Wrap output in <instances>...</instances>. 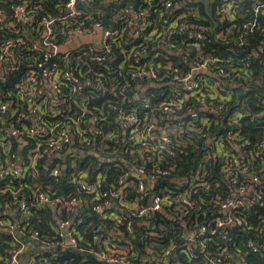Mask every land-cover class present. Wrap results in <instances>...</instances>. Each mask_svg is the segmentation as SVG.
<instances>
[{
  "label": "built area",
  "instance_id": "obj_1",
  "mask_svg": "<svg viewBox=\"0 0 264 264\" xmlns=\"http://www.w3.org/2000/svg\"><path fill=\"white\" fill-rule=\"evenodd\" d=\"M237 1L241 0H219L217 10H215L216 14L233 21L234 14L242 6V3ZM78 2L88 3L89 0H68L66 15L62 18L44 17L40 22L43 25H18L19 22L34 20L33 13L27 7V3L16 5L13 15L10 16L5 10L0 9V24H2L0 26L6 30H14L13 32L17 35L9 36L0 42V78L5 82L4 91L0 88V129H4V124L7 122L4 115L10 109V102L15 100L26 101L28 114H36L37 125L21 124L18 118V125L17 127L13 126V130L26 139L39 136L47 137L44 150L41 152L39 148H36L35 155L31 159V167H34L38 157L43 155L54 157L62 153L65 148L80 151H74L70 155L73 157L72 162H74L75 157L82 154L84 150L90 149L103 132L101 130L103 118L100 113H95L85 105L81 107L83 114L77 118L74 127H67L65 122L61 121L50 122L49 118L59 115L62 111L52 108L43 112L40 108H45V106L47 108V104H41L42 107H40L34 95L40 84V79L38 76H31L30 71L34 72L36 70L44 72L49 70L52 90L64 100L78 92L76 84L73 83L69 89H66L65 84L62 82L78 80L79 78L75 75L76 72L80 73L82 81L96 85L103 94L108 91L104 80L98 75L92 76L90 69H81L79 64L69 66L67 63H61V60L52 62L54 58L61 59L60 46L71 35L87 34L97 36L104 28L103 23L100 21L95 22L91 27H85L82 23L75 26L54 25L58 18L61 20L71 17H88V12L77 8ZM166 6L169 8L172 3L167 2ZM263 8L264 1L262 0H255L252 4V9L256 14ZM149 13L148 9L141 12L145 19L148 18ZM200 14L199 6L188 7L182 16L177 17L178 21L174 20V24L165 33L170 34L176 27L178 32L186 31L189 39L199 43V41L206 38L204 30L189 29L185 25L184 19L191 16L193 20L199 21ZM119 20L121 22L120 27L117 26L115 29L107 30L104 33L102 48L105 55L97 54L95 57L97 61L104 62L107 59V54L113 51L116 40L123 37L126 28L132 25V19L126 13ZM232 25L231 27L228 26L227 31L231 30ZM256 25V20H253L245 23L243 27L249 31H254ZM60 30L64 35L61 39L58 38ZM218 37L225 39V30L219 33ZM166 43L167 50L165 49V53L161 56L165 64L162 66L161 64L157 65L155 60L158 57L152 58L150 61H135L137 67L130 73V79L127 81L128 89L125 93H121L123 101H125L130 92L131 81L144 79L145 77H150L156 82L174 81L178 83V86H172L175 88L176 94L170 99L162 101L156 107L151 106L150 94H145L142 106L152 112L158 109L161 116L152 114L142 118L137 113L139 107L128 111L126 108L117 105V102L112 104V109L117 114V122L127 126V141L131 144L129 151L130 153L137 152L139 160L134 161L131 166L127 164L129 167L123 169L117 185L109 189H104V178L102 176L91 180L87 174L80 172L74 175L72 180L84 192L91 195L93 201H97L93 206L95 211L104 214L105 210L115 209L110 218L117 221L118 226L126 224L129 232L133 230L135 222L148 224L158 211H164L169 206H176L175 208L180 206L195 207L200 202L208 203L212 210L221 211L224 216L214 215L210 222L200 224L197 232L186 231L187 235L184 238L185 241L182 247H187L189 258L196 257L192 244H196L199 235L206 233L209 230L208 226L212 225L211 234H218L221 246H218V251L209 260V264H256L248 260L247 254L259 253L264 248V218L259 220L257 224H253L248 221L244 211L264 202V113L259 116L263 122V137L260 141L253 142L250 138L244 136L239 129L232 128L224 134L213 133L212 137L208 138L207 145L213 150L216 166L208 167L205 165L206 162H209L206 158L203 162L204 165L202 164V167H199L197 171L190 172L182 177H173L172 182L177 183L174 187H168L164 181H160L171 175L172 168H163L158 163L162 160L163 153L174 155L173 146L176 136L187 132H198L207 138L209 134L206 130H211L214 123H219L220 111L225 109L229 102L231 103L234 96L233 89L240 87L243 91V88H248L247 82L252 75L235 67L228 70L226 66L231 65L232 58L224 60L201 56L202 51L200 48L198 58L191 63L190 70L183 73L178 68H172L174 67L172 53L179 54L185 52V50L179 48L177 51H173L170 49L171 44ZM240 43H242V37ZM262 47L264 48V44ZM94 48L91 47L89 51L91 53L98 51L96 46ZM49 63H51L50 67ZM241 64L248 66L249 62L243 58ZM161 67L168 74L161 76ZM14 74L25 76L23 83L19 82L20 77L11 79L10 76ZM166 77L170 80H165ZM23 87L28 89L29 92L25 93ZM74 103L79 105L78 101ZM188 107L189 114H187ZM69 111H72V108ZM15 113L20 115V112L17 111L12 114ZM240 117L241 114H236L234 117H229L227 122L229 125L237 124ZM117 137L118 134L115 132L108 134L110 139ZM0 146L4 147L6 152L11 150L6 149L4 142L3 144L0 142ZM10 155H12V159L15 157L13 154ZM24 170L22 165L18 167V164L12 160L11 163H8L6 169L0 167V179L7 173L19 177ZM51 173L58 176L60 170L55 168ZM216 174L217 176H215ZM131 185L135 186V190L134 196L129 198ZM223 185L224 191L227 193L224 198L219 193L208 199L198 198L199 195L195 197L199 193L200 187L209 190L212 187L220 189ZM38 201L50 205L61 202L62 206H59V209L68 210H72L73 205L79 203L77 197L63 200L62 198H51L45 192L38 194ZM116 205L123 208L124 212L119 211ZM27 207L26 201H20L18 208L20 213L26 211ZM0 225L10 229L12 235L19 236L16 233L19 230L12 222L0 219ZM59 226L56 239L40 240L37 231L32 233L30 240L36 241L37 251L40 250V247L65 249L66 246L77 243L78 238L71 218L64 219ZM234 228L248 233L243 248L232 246L229 232ZM121 235L122 231H117L115 236L117 238ZM16 242L15 245L22 241L16 239ZM20 244L12 249L6 264H34L35 258L31 262H23L22 253L26 248V244ZM175 247L176 244L161 249L147 247L145 255L142 256L136 251L134 241L128 237L124 239L123 243L106 240L102 249L95 253L102 264H144L145 260L155 261L159 264H180L179 261L172 263L170 260V255ZM205 247L206 245L202 243V252H205Z\"/></svg>",
  "mask_w": 264,
  "mask_h": 264
},
{
  "label": "trees",
  "instance_id": "obj_2",
  "mask_svg": "<svg viewBox=\"0 0 264 264\" xmlns=\"http://www.w3.org/2000/svg\"><path fill=\"white\" fill-rule=\"evenodd\" d=\"M122 0H89L90 5H85L82 2L77 3V7L88 9V17H71L66 19H59L66 15V4L68 0H0V9L5 10L10 16L14 13V7L19 4L27 3V7L31 10L34 20L29 23L19 22L18 25H38L44 17L57 18L54 25H77L82 23L85 27H91L95 22H103L102 12L94 10L91 7L99 4H116ZM183 0H127L126 8L135 13H140L145 9L149 10V15L146 20V25L140 32V37L127 39L129 36L125 31L124 36L120 37L114 43V49L111 58L107 57L104 62H99L95 59L98 51L91 53L89 48L85 46L82 49L74 50L70 54L72 64L68 62L69 66L80 65L81 69L91 70L92 76L98 75L101 77L106 85L107 93L103 94L100 89H96L93 85H85L79 93H74L69 99L73 102L78 101L79 105L73 103L72 111L68 108L61 109L59 115L49 118L50 122H65L67 127H74L80 115L83 114V105L93 110L95 113H100L103 121L101 123L102 134L97 138L95 144L88 150H84L82 154L76 156V160L72 162V156L67 159L54 156L52 159L47 155L38 157L34 167H31V159L35 155L36 148L43 151L46 146L47 137L39 136L37 138H27L25 148L18 153L16 148L15 137L8 128L11 126L17 127L18 118L21 124H25L23 117L12 114L11 109L4 115L7 122L4 124V129L0 131L6 136V139L12 142L13 147L10 152H6L4 147L0 146V157L4 163V169L8 167V163L13 160L20 163L24 167V172L21 176H16L12 173H7L0 179V219L12 222L19 230V236L12 235L9 232H0V263L6 264L11 251L20 243L29 244L31 235L37 231L40 240L42 239H56L58 236V228L60 222L64 219L71 218L73 220V227L77 235V243L75 245H68L65 249H48L40 247V250L35 252L34 264H102L97 257V251L103 247L104 241L124 242L128 238L135 243L136 251L142 256L145 255L147 247L161 249L163 247H171L176 244L172 250L170 260L172 263L179 261L180 264H209V260L216 255L218 246H221V240L218 234L212 235V225L208 226L209 230L206 233H201L196 239V244H192V249L196 253V257L189 258L187 247H182L184 238L187 235V230L197 232L200 224H206L217 215L224 216V213L212 210L208 203H198L195 207L176 206L167 208L164 211H158L148 224L142 222H135L133 230L128 231L126 224L118 226V222L110 218L115 209L105 210L101 214L93 209L97 201L92 200V196L84 192L79 185L73 182L74 175L81 173L87 174L91 180L98 176L104 178L103 187L109 189L117 185L119 177L122 175L123 169L131 166L134 161L139 160L137 152L130 153L131 144L123 136V128L117 122V114L112 109L113 103L132 111L135 107H139L137 113L140 117L146 118L152 114L161 116L158 109L153 112L145 109L142 106V98L133 101H128L127 98L123 101L121 93H125L128 89L127 81L130 79L137 64L133 58L128 59L127 51L133 46L147 42L148 35L155 33V39L160 38L162 34L171 44L170 49L177 51L183 48V53H172V60L174 68H178L181 72L190 70V65L198 58L199 48L202 51L201 56L218 59L232 58L231 65L226 66L228 70L233 67L242 70L243 72L252 75L247 82L248 88L264 89V8L258 14L252 9V4L255 0H241V9L234 14V20L229 21L223 16L216 14L214 10L215 1L208 0L210 15L207 14L205 0H192L190 3L184 4L181 8H177L176 4H180ZM264 1V0H262ZM167 2L172 3V6L167 8ZM185 5H197L200 7V20L196 25L203 31L206 38L199 43L187 37V32H178L175 27L173 31L168 34L165 33L168 28L174 24V20L184 14V10L188 7ZM184 7V9H183ZM121 13V12H120ZM213 19H216L219 26L214 34L210 33V29L214 27ZM66 20V21H64ZM256 20L257 25L254 31L245 29L243 25L247 22ZM233 24V25H232ZM2 25V24H0ZM119 22L118 27H120ZM232 28L227 31L229 27ZM229 26V27H228ZM225 30L226 37L221 39L218 37L219 33ZM14 30L2 29L0 26V42L9 36H17ZM60 30L58 38L63 37ZM242 37V43L241 42ZM147 44V43H146ZM199 44V45H198ZM166 50H164L165 53ZM24 52V51H23ZM245 58L249 62L248 66L241 64V60ZM150 61V58L144 59ZM156 64L164 65L165 62L162 57H158ZM61 59V63H63ZM63 66V65H62ZM168 72L161 67L160 75L163 76ZM78 80L72 82L62 81L66 89H69L71 84L85 83L82 81L80 73H75ZM7 76L5 77L6 80ZM214 80L211 77H208ZM91 80V78H90ZM165 80H170L168 77ZM132 80L134 84L136 81L143 86L147 85L149 81L144 79ZM162 82V81H160ZM5 82L0 78V88L4 91ZM172 86L150 87L147 93L151 96V106H158L162 101L170 99L175 92ZM234 96L231 103L220 111L219 123H214L211 130H206L209 136L206 138L198 132L183 133L175 137L173 146L174 155L163 153L162 160L158 161L163 168H172L171 175L164 180L168 187H174L172 182L173 177H182L190 172H195L208 159L205 165L208 167H215V160L213 150L207 145L208 138L212 134H224L229 129H239L241 133L250 138L253 142H258L263 137L262 118L259 116L264 112V95L254 91L245 96H242L237 104L238 93L242 91L240 87L234 88ZM129 97L131 92L128 93ZM87 98V100H85ZM87 101V104H86ZM193 103V102H188ZM186 109V108H185ZM22 112V108L19 109ZM186 112V111H185ZM208 113V112H204ZM236 114H241L237 124H228L227 119L234 117ZM84 120V119H83ZM175 121V120H174ZM115 132L118 134L117 138L110 139L108 134ZM1 140V139H0ZM68 148H65L62 153H66ZM15 157L12 159V155ZM209 157V158H208ZM20 159V160H19ZM211 163V165H210ZM129 164V166H127ZM204 165V164H203ZM59 168L60 174L53 175V169ZM128 197L134 196L135 186H130ZM40 192L47 193L51 198H62L63 200L77 197L79 203L73 205L72 210L59 209L62 206L61 202L55 205L44 204L38 201V194ZM216 193L221 194L224 198L227 193L224 191V185L220 189L214 187L205 190L200 187L199 193L195 196L198 198L204 197L208 199ZM27 202V210L23 213L19 211L20 201ZM244 215L248 221L257 224L259 220L264 218V202L253 208L244 211ZM141 224V225H140ZM4 228L5 226H1ZM122 231V235L116 238V232ZM248 233L242 232L238 228H234L229 232L233 247H244V242ZM17 240L22 242L15 245ZM206 245L205 252L201 251V245ZM245 250V249H244ZM249 261L256 264H264V248L259 253L247 254ZM144 264H159L155 261L145 260Z\"/></svg>",
  "mask_w": 264,
  "mask_h": 264
},
{
  "label": "crops",
  "instance_id": "obj_3",
  "mask_svg": "<svg viewBox=\"0 0 264 264\" xmlns=\"http://www.w3.org/2000/svg\"><path fill=\"white\" fill-rule=\"evenodd\" d=\"M191 1L192 0H183L180 4L179 3L176 4V7L181 8L184 4L190 3ZM82 3H84L85 5H90L89 2L88 3L82 2ZM119 3L109 4V5H117ZM105 5H108V4H105ZM186 6L190 7L191 5H185L184 7H186ZM184 7H183V9H184ZM77 8L80 9V7H77ZM81 9L84 12H88V9H84V8H81ZM186 9L184 10V12L186 11ZM98 10L101 11L102 15L104 16L105 11H103L102 9H98ZM214 10H217V2L216 1L214 3ZM120 12L113 9L111 12V15L109 16V20L115 22V26L113 29H115L119 25V22H120L119 19L122 16H124V13H126V15L132 19V25L130 27L126 28L127 34L129 35L127 37V39H130V37H133V38L140 37L141 36L140 31L142 29H144L143 27L146 25L147 19H145L143 17L141 12L137 14L132 10L131 11L132 15H131L130 9L126 8V4L124 7H122ZM209 12H210V9H209ZM175 21H178V19L176 18ZM196 21L197 20H193L191 16H189L187 19H184L185 25L189 29L194 28L196 30L203 31L204 29L199 28L201 26L198 27V25H196V23H197ZM25 22L29 23L30 21H24V24H25ZM103 22H104L103 23L104 28L101 29L102 31H100L97 36L87 35V34L71 35L69 37V39L64 44H62L60 46V53H61L60 57H61V59H63L64 63L69 64L68 62H70L72 64V61L70 58V54L72 53V51L82 49L85 46H87L89 49L91 47L94 48L96 46L98 48V52L101 55L102 54L105 55L104 49L102 48V42L104 39V33L107 30L105 31L104 29H105V27L110 28L111 24L106 23L104 18H103ZM31 25H33V23H31ZM38 25H43V24L38 23ZM2 29L4 31L3 27H2ZM153 35H155V33H152V35H148L147 42H146L147 44L142 42V43L138 44L137 46L131 47V49L126 52L128 55L127 56L128 59L133 58L134 61L138 60L139 62H141V61H144V59L150 58V60H152V58H157V57L163 56L162 54H164V50L165 49L167 50V46H166L167 43L166 42H168V41H167L166 37L163 36L162 34L159 36L160 38H157V39H155V36H153ZM94 50H95V48H94ZM112 53H113V51L110 54L108 53L107 56L109 58H111L110 55H112ZM54 59L52 60V62H55ZM57 59H58L57 61L61 60L59 58H57ZM51 63H49V67L51 66ZM48 71L49 70H46V72L39 71V70H36L34 72L30 71L31 76H38L40 79V84L38 85V87L36 88L35 93H34L37 104H40L39 105L40 107H42L41 104H47V106H48L47 108H46V106H45V108H40V110H43V112H45L46 109H52V108L59 109V110H61L63 108H68V109L72 108L73 109V103H74L73 100H71L69 98H65V100H64V99H62L61 96L59 97V95L57 93L55 94V92H53L52 83L50 81ZM10 78L11 79H18L19 78L20 83H23V81L25 80V76H18V75L16 76L15 74L11 75ZM144 80L149 81L148 84L145 86L138 84L137 81L133 84L131 81V85L129 86V90L131 92V95H130V97H129V95L126 97V99L127 98L129 99L128 101L134 102L136 99H140V98H142V100H143L145 94L147 93V90L150 88L151 82H153V80L150 77H145ZM89 84L93 85V87H96V89H99L96 85H94L90 82H85V83L80 82V83L76 84V86H78V93H79V91H82L81 89L86 87L85 85H89ZM23 90L25 93L29 92L28 89H25L24 87H23ZM20 108H22V112H20V116H22L24 118L23 119L24 123L36 126L37 125L36 124V114H30V115L28 114L26 101H16L15 100V101L10 102V109H11L12 113H14L16 111L17 112L20 111L19 110ZM189 113L190 112H189V107H188L187 114H189ZM191 113H193V112L191 111ZM120 125L123 128V136L127 139L128 138L127 132H126L127 126L122 124V123H120ZM11 128H8V132H11L12 136L15 137L16 148L18 150V153H21V151L23 150V148H25V146L27 144L26 143L27 140L25 137L18 135L16 133V131L13 130V126H11ZM0 139H1L0 140L1 144H3V142H4V144L6 145V149H11L13 147L14 144H12V142L10 140L6 139L5 134L1 131H0ZM56 156H58V155H56ZM58 157H60V156H58ZM52 158H53V156L51 157V159ZM17 164H18V167L21 166L20 163H17ZM0 167H1V169L4 168V163H3L1 157H0ZM30 243L26 244V248H25L24 252L22 253V260L24 263L31 262L32 259L35 258L34 254H35L36 250H34V247L30 246ZM36 245H37V243H36ZM36 245H35V247H37Z\"/></svg>",
  "mask_w": 264,
  "mask_h": 264
},
{
  "label": "water",
  "instance_id": "obj_4",
  "mask_svg": "<svg viewBox=\"0 0 264 264\" xmlns=\"http://www.w3.org/2000/svg\"><path fill=\"white\" fill-rule=\"evenodd\" d=\"M127 0H122L119 4L117 5H105V4H99V5H96V6H92L91 8L94 9V10H98V9H102L103 11H105V14L103 16L104 20L106 23H109L111 24V27H105V31L106 30H112L115 26V22L114 21H110L109 20V16L111 15V12L112 10H116V11H121L122 7L125 6ZM205 4H206V11H207V14L210 15V12H209V1L208 0H205ZM213 22H214V27L211 29L210 33L211 34H214L215 33V30L217 29V27L219 26V23L216 19H213ZM55 61H57L58 59L55 58L54 59ZM161 86H178V83L174 82V81H163V82H156V81H153L151 82L150 84V87H161ZM243 88V87H242ZM244 90L241 91L240 93H238V96H237V101L235 104H237L239 102V100L241 99L242 96H245L247 95L248 93L250 92H254V91H257L261 94L264 95V89H253V88H243ZM74 151L76 152H80L78 149H70L68 150L66 153H60V154H57L58 156L64 158V159H67ZM217 176V174L215 175ZM116 208L119 209V211L121 212H124L123 208L119 207L118 205H116ZM0 232H11L10 229H7V228H1L0 227ZM17 235H19V232L16 231ZM36 245V241H31L30 243V246L34 247V250L37 251V247H35Z\"/></svg>",
  "mask_w": 264,
  "mask_h": 264
}]
</instances>
